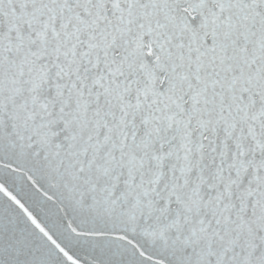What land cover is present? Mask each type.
<instances>
[{"label": "snow or ice", "instance_id": "6c2138e0", "mask_svg": "<svg viewBox=\"0 0 264 264\" xmlns=\"http://www.w3.org/2000/svg\"><path fill=\"white\" fill-rule=\"evenodd\" d=\"M0 264H264V0H0Z\"/></svg>", "mask_w": 264, "mask_h": 264}]
</instances>
